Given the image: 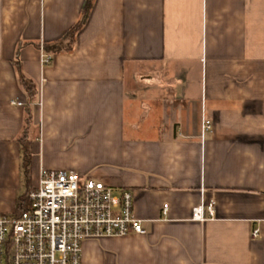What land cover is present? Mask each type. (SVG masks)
Returning a JSON list of instances; mask_svg holds the SVG:
<instances>
[{"label":"crops","instance_id":"obj_1","mask_svg":"<svg viewBox=\"0 0 264 264\" xmlns=\"http://www.w3.org/2000/svg\"><path fill=\"white\" fill-rule=\"evenodd\" d=\"M84 3L0 0V214L41 169L71 170L132 191L146 231L86 242L82 264H264V0H94L43 67Z\"/></svg>","mask_w":264,"mask_h":264},{"label":"built area","instance_id":"obj_2","mask_svg":"<svg viewBox=\"0 0 264 264\" xmlns=\"http://www.w3.org/2000/svg\"><path fill=\"white\" fill-rule=\"evenodd\" d=\"M40 52L42 66L50 65L52 55L43 47ZM210 129L205 121L203 133ZM28 203L19 214H0V264H82L88 241L146 234L132 191L115 190L75 171L41 169ZM213 206L207 208L210 217ZM193 218L203 221L204 208L194 209Z\"/></svg>","mask_w":264,"mask_h":264},{"label":"trees","instance_id":"obj_3","mask_svg":"<svg viewBox=\"0 0 264 264\" xmlns=\"http://www.w3.org/2000/svg\"><path fill=\"white\" fill-rule=\"evenodd\" d=\"M93 3H94V0H85V3L82 8L81 19L62 39H60L59 41L53 42V43H48V44L43 45L44 50L47 53H50L51 55H56V54H61V53H68L74 50L76 36L78 32H80V30H82V28L85 26L90 16ZM18 72H19L20 84L28 94L29 104H32L38 99V96H39L38 86L33 80H31L30 78H28L26 75L22 73L20 66H19ZM29 104L27 105V108H26V112H27L26 128L22 136L19 139L23 171H24V180L28 187L31 183V160H32V154H31V149H30L31 140L28 137V131H29L28 129H29V125L31 122L30 121L31 113H30ZM28 206H29L28 194H26L19 202L17 213L19 214L27 210Z\"/></svg>","mask_w":264,"mask_h":264},{"label":"rangeland","instance_id":"obj_4","mask_svg":"<svg viewBox=\"0 0 264 264\" xmlns=\"http://www.w3.org/2000/svg\"><path fill=\"white\" fill-rule=\"evenodd\" d=\"M24 189L26 187V183H25V180H24V185H23ZM27 188V187H26ZM28 189V188H27ZM6 215H11V214H6Z\"/></svg>","mask_w":264,"mask_h":264}]
</instances>
